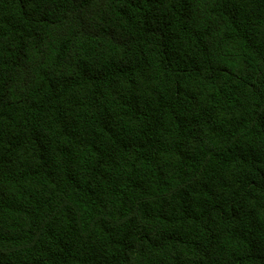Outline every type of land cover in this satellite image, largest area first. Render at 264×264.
Wrapping results in <instances>:
<instances>
[{"label":"trees","instance_id":"16d2710c","mask_svg":"<svg viewBox=\"0 0 264 264\" xmlns=\"http://www.w3.org/2000/svg\"><path fill=\"white\" fill-rule=\"evenodd\" d=\"M0 264H264V0H0Z\"/></svg>","mask_w":264,"mask_h":264}]
</instances>
